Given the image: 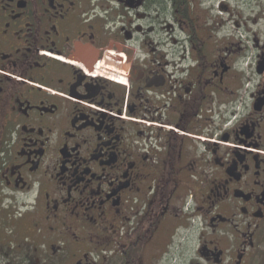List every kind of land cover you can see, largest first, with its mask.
I'll use <instances>...</instances> for the list:
<instances>
[{
  "label": "flooded vegetation",
  "instance_id": "obj_1",
  "mask_svg": "<svg viewBox=\"0 0 264 264\" xmlns=\"http://www.w3.org/2000/svg\"><path fill=\"white\" fill-rule=\"evenodd\" d=\"M0 264H264V0H0Z\"/></svg>",
  "mask_w": 264,
  "mask_h": 264
},
{
  "label": "rangeland",
  "instance_id": "obj_2",
  "mask_svg": "<svg viewBox=\"0 0 264 264\" xmlns=\"http://www.w3.org/2000/svg\"><path fill=\"white\" fill-rule=\"evenodd\" d=\"M218 0H211V2H214V3H216Z\"/></svg>",
  "mask_w": 264,
  "mask_h": 264
}]
</instances>
